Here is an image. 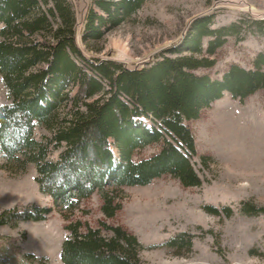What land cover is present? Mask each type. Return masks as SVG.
<instances>
[{
  "label": "trees",
  "instance_id": "16d2710c",
  "mask_svg": "<svg viewBox=\"0 0 264 264\" xmlns=\"http://www.w3.org/2000/svg\"><path fill=\"white\" fill-rule=\"evenodd\" d=\"M144 2L90 0L78 20L71 0H0V76L9 98L0 104V153L20 166L33 163V179L52 202L2 208L0 225L43 220L53 208H73L94 189L102 213L112 217L121 206L114 201L121 186L144 185L163 174L185 186L200 184L189 160L196 151L186 121L225 92L242 100L264 87V50L248 67L230 63L219 78L195 72L214 63L209 56L237 35L244 17L218 26L212 25V14L194 17L178 43L132 66L83 52L77 36L85 48L97 51L95 44ZM249 23L264 35V15ZM36 127L47 133L36 138ZM157 142V151L132 159L135 149ZM55 150L56 157H50ZM199 158L205 162L203 155ZM202 208L212 215L231 214L227 205ZM239 208L247 214L264 212V206L249 201ZM99 225L65 223L60 260L145 264L139 256L144 247L134 234L104 221ZM164 244L175 252L187 250L191 235L179 231Z\"/></svg>",
  "mask_w": 264,
  "mask_h": 264
},
{
  "label": "rangeland",
  "instance_id": "374dc122",
  "mask_svg": "<svg viewBox=\"0 0 264 264\" xmlns=\"http://www.w3.org/2000/svg\"><path fill=\"white\" fill-rule=\"evenodd\" d=\"M71 1L79 20L90 0ZM204 14H212L213 26L240 17L246 21L237 35L227 37L209 56L214 63L196 69V73L219 78L230 63L248 67L252 56L264 50V35L249 23L263 17L264 0H145L133 17L95 44L100 47L97 51L85 48L77 38L86 55L132 66L178 43L190 21ZM110 38L124 42L126 58L110 45ZM202 42L204 46L206 38ZM8 101L0 76V104ZM186 123L196 151L189 160L200 184L185 186L163 174L144 185L121 186L114 200L121 206L112 217L102 213V200L94 189L73 208H53L43 220L1 224L0 264H64L59 257L66 234L63 225L76 220L82 227L93 228L104 221L134 234L144 247L139 256L145 264H264V212L247 214L239 208L241 201L264 206V87L242 100L225 92ZM42 133L47 132L34 129L36 138ZM107 142L117 157L114 141L108 138ZM159 145L150 143L135 149L131 157H148ZM57 152L50 157L55 158ZM35 173L33 163L20 166L0 153V210L16 203L52 206L49 195L38 189ZM204 204L227 205L231 214L212 215L202 208ZM179 231L191 235V245L175 252L164 241ZM23 253L34 257H24Z\"/></svg>",
  "mask_w": 264,
  "mask_h": 264
},
{
  "label": "bare ground",
  "instance_id": "6f19581e",
  "mask_svg": "<svg viewBox=\"0 0 264 264\" xmlns=\"http://www.w3.org/2000/svg\"><path fill=\"white\" fill-rule=\"evenodd\" d=\"M109 43L111 46H113L115 49H117V52L119 53V56L122 58H126L128 53L125 50V44L122 42L119 38H110ZM112 47V48H113Z\"/></svg>",
  "mask_w": 264,
  "mask_h": 264
}]
</instances>
